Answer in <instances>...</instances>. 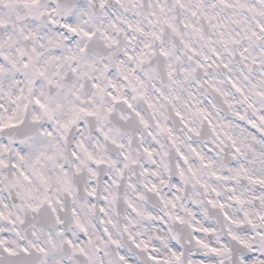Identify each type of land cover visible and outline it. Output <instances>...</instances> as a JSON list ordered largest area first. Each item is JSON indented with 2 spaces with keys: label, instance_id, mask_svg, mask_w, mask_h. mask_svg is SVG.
<instances>
[{
  "label": "clouds",
  "instance_id": "clouds-1",
  "mask_svg": "<svg viewBox=\"0 0 264 264\" xmlns=\"http://www.w3.org/2000/svg\"><path fill=\"white\" fill-rule=\"evenodd\" d=\"M85 3L87 10L77 13L79 38L49 29L55 37L53 43H49L52 37L41 33L39 27L32 35L27 23L16 21L13 9L0 6V19L8 23V28L0 29V40L4 42L0 56L6 55L22 65L27 57L22 58L19 50L24 49L46 72V77L33 78L28 70L17 73L6 65L0 78V125L12 117L19 126L0 131V161L7 164H0V211L9 217L0 221V238L11 243L20 230L24 242L34 240L39 245L45 242L49 228L60 227L56 217L61 216L62 227L73 234L74 240L86 246L89 241L93 247L99 245L106 253L105 264L113 253L118 255L105 229L112 233L111 239L122 245L130 242L129 234L138 241L164 246L174 236L183 235L185 245L195 247L188 239L193 236L192 226L204 227L212 222L217 227L211 234H203L204 239L210 244L222 242L227 226L221 227L219 210L211 209L207 200L219 199L213 187L225 192L224 183L211 175L223 169L220 164L213 169L203 168L192 148L207 160L224 161L231 156V144L227 140L220 143L216 132H227L241 147L250 143L245 134L247 125L234 116L245 108L229 88L227 78L229 74L236 78L241 72L243 62H238V53L244 47L254 48L249 55L264 60V44L254 45L246 38L264 25V0H189L190 8L195 9L196 3L203 5L196 16L177 8L174 0ZM158 3L170 9L168 15L175 16L174 23L198 56L184 49L180 39L167 30L163 42L152 35L159 31V26L152 23ZM49 4L56 8H48ZM42 6L50 15L38 25L47 27L51 19L56 21L52 27L58 28L67 18L57 11L59 0H43ZM185 23L194 24L204 39L193 38L191 31L183 28ZM84 31H90L93 39L84 37ZM25 34L31 39L25 40ZM233 39L241 43L234 45ZM33 47L36 53L31 52ZM161 49L169 55L161 56ZM213 49L223 57L216 64H212ZM129 55L133 59H127ZM197 61L205 67H198ZM225 62L230 65L227 70L223 68ZM260 71L257 67L249 75L255 80ZM94 83L100 87H93ZM216 88L226 93L233 108L227 107L225 97L218 95ZM37 98L48 106L50 115L35 103ZM125 99L131 102L132 109ZM201 109L212 114L216 132L199 114ZM177 112L183 115V121ZM246 115L253 114L248 110ZM185 123L199 135L189 132ZM161 127L171 132L161 131ZM254 147L264 150L260 145ZM21 148L27 151L21 153ZM211 148L217 151L209 155ZM181 152L188 157V164L180 159ZM248 156L251 159V153ZM189 165L196 176L189 171ZM181 169L185 177H181ZM21 170L30 180L20 175ZM153 184L155 189L151 188ZM240 187L251 199L254 189ZM243 207L261 209L264 201L253 200ZM228 210L234 218L242 217L241 206ZM250 214L255 216V211ZM176 216L184 223L177 226ZM80 225L86 232L82 233ZM34 230L37 235H33ZM57 241L62 246L61 238L57 237Z\"/></svg>",
  "mask_w": 264,
  "mask_h": 264
},
{
  "label": "snow or ice",
  "instance_id": "snow-or-ice-1",
  "mask_svg": "<svg viewBox=\"0 0 264 264\" xmlns=\"http://www.w3.org/2000/svg\"><path fill=\"white\" fill-rule=\"evenodd\" d=\"M223 3V0H221ZM174 4L177 8L191 12L192 16L197 15V10H202L203 5L200 3L195 4V9L189 7V0H174ZM43 0H0V6H7L14 10L15 19L18 22H24L29 25L32 30V35H36V29L39 27L41 33L47 34L52 37L49 43L55 41V37L52 36V32H63L65 36L71 35L78 39L81 35L78 28L75 26L77 23V13L82 10H87V4L85 0H59V8L57 11L67 18L58 28H53L55 20H48L47 27L38 25V21H41L46 15H50L46 12L42 6ZM48 8H56V5H47ZM158 12H153L152 16L155 19L152 21L154 26H159L158 32H153L152 35L163 42V36L167 32L175 34L181 41L183 48L188 52H191L194 56H198L199 53L192 46V43L185 40L183 33L177 24L174 23L175 16H169L170 9L165 7V4L158 3ZM8 28V23L3 19H0V29ZM185 30H190L193 34V38L204 39L202 32L197 30L196 26L185 23L183 25ZM52 29V32H49ZM12 31V29H8ZM23 31V29H21ZM88 40L93 39V34L90 31H84L82 33ZM252 44H264V25L260 26L258 30H252L250 36L246 37ZM25 40H30L31 36L25 34ZM111 39V37H108ZM112 43H116L112 41ZM234 45H239V40L233 39ZM4 47V42L0 40V49ZM44 47L43 44L40 45ZM60 45L57 44V49ZM146 48L150 47L145 45ZM86 51V49H81ZM254 52L255 49L244 47L238 53V62L242 61L241 72L237 74L236 78H233L229 74L227 78V84L231 91L239 98L240 103L244 106L245 111H236L234 116L242 124L247 125V132L250 143H245L244 147L227 132L221 134L216 132L217 125L213 123L210 118L211 113L204 109L199 110V114L206 121L207 125L216 132L217 136H220V143H224L227 140L231 144V156L224 161H220L216 158L213 160H207L200 151L195 147L192 148V152L197 160L202 162V167L206 169H213L216 164H220L223 169L222 172L212 171L211 175L218 182H223L225 185V192L218 191L213 187L212 192L217 198H209L207 204L211 209L219 210L220 219L223 222L221 227L227 226V233L222 242L208 243L204 239L203 234H211L217 227L215 223L209 222L204 227L196 225L192 226L193 236L188 237L195 247H188L184 243L183 235H176L172 241L164 246L163 244L150 245L143 241H138L134 236L129 234L130 242L127 245H122L118 240L111 239L112 233L105 229V236L110 241L111 245L117 250L118 255L112 254V258L107 261V264H264V208L261 209H247L243 206L252 203L253 200L264 201V150H258L254 145H260L264 148V79L259 77L264 76V60L256 57L255 55H249ZM32 53H36V47L31 49ZM214 59L212 64H216L221 61L223 57L219 52L213 49ZM153 55L155 51L153 50ZM19 55L23 59V63L17 64L16 61L11 60L10 57L4 55L0 56V78L6 70V65L10 66L17 73L28 70L33 78L46 77V72L41 69L39 62L33 60L32 56L28 54L24 49L19 50ZM57 55L59 52L57 51ZM160 55L167 57L169 53L164 49L160 50ZM141 63H143V54L139 57ZM75 59V57H71ZM127 59L131 60L133 57L129 55ZM192 59V56H189ZM205 60L208 57H204ZM35 65V67H34ZM197 66L204 68L205 65L197 61ZM211 64L209 65V67ZM260 67L261 71L256 73L257 79H253L249 73H252L255 68ZM224 69H229L228 63H223ZM75 72L76 69L73 68ZM242 73V74H241ZM20 77L18 76L17 79ZM125 80L128 77H123ZM51 82V81H50ZM110 82V81H109ZM93 87H100L99 84H93ZM114 88L115 85L113 84ZM23 91V88L20 89ZM135 90V89H134ZM215 91L218 95L224 96V103L229 109L233 108V104L227 99L226 93L222 92L220 88H216ZM19 98V97H18ZM115 99V97H113ZM35 103L44 110L46 115H50L48 106L43 104L39 98ZM129 109L133 108V105L127 99L124 100ZM153 105L149 104V107ZM250 110L252 116L246 115V112ZM139 115V113H137ZM177 117L183 121L184 117L180 112H177ZM6 127L17 128L19 127L13 122L12 117L8 118V123L0 125V131H3ZM219 127H227V125H219ZM185 128L193 133L199 135L196 129L189 127L185 123ZM161 131L171 132V129L161 127ZM5 144L7 142L5 141ZM7 151V148L4 149ZM26 148H21L20 152H26ZM217 151L215 148L209 150V155L212 152ZM251 153V159L248 154ZM151 155V153H149ZM180 159L188 164V157L182 152L179 153ZM23 159V156L20 157ZM127 159V157H125ZM4 167L7 164L4 161H0ZM13 167H19L13 165ZM189 171L193 176H196V171L189 165ZM250 173V174H249ZM20 175L24 177L26 181L30 180L27 173L21 170ZM121 177L123 173H120ZM181 177H185L183 169L180 172ZM107 180L108 177H105ZM111 183V181H109ZM250 187L254 189L251 193V199H249V193L243 192V188ZM207 187V185H202ZM152 189L156 188V185L151 186ZM239 189V190H238ZM151 190V189H150ZM243 192V194H242ZM92 199L95 198V193H90ZM179 199V197H177ZM50 203V202H49ZM241 206L242 217L234 218L229 208ZM53 212L55 208L53 207ZM103 210V209H102ZM255 211V216L250 213ZM11 213L9 214V216ZM239 216V213L237 214ZM177 226L184 223L180 216L175 218ZM9 220L3 211H0V221ZM56 220L59 222L60 227L49 228L48 236L44 237L45 242L37 243L33 240L31 243L24 242V238L21 235L20 230H17L14 234L16 240L9 242L8 239L0 238V264H105L106 253L96 245L92 246V242L89 241L86 246L80 243L79 240L73 239V234L67 232L63 227L64 218L57 216ZM15 223L14 221H9ZM20 223L24 221L21 219ZM43 223V221H41ZM199 221L196 222L198 224ZM79 225V221H77ZM81 231L86 232V229L80 225ZM179 231V228H177ZM33 235H37L35 230ZM57 237L61 238L62 246L58 245ZM251 237V239H249ZM81 239H84L83 235ZM259 241L256 243L255 241Z\"/></svg>",
  "mask_w": 264,
  "mask_h": 264
}]
</instances>
